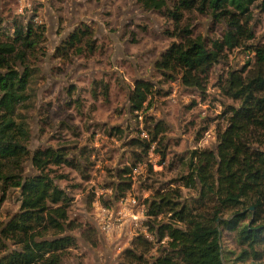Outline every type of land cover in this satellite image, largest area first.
I'll return each mask as SVG.
<instances>
[{"label": "rangeland", "instance_id": "rangeland-1", "mask_svg": "<svg viewBox=\"0 0 264 264\" xmlns=\"http://www.w3.org/2000/svg\"><path fill=\"white\" fill-rule=\"evenodd\" d=\"M165 1V7L155 11L143 8L136 0H0V19L8 32L13 20L23 25L31 20L42 26L43 42L33 62L36 70L31 68L29 99L17 109L26 117L30 153L60 145H68L69 155L76 145L77 151L86 146L89 153L91 166L85 174L66 166L58 169L68 176L67 181L58 184L71 197L69 218L82 226L72 231L76 248L68 250L63 264H124L122 253L137 236L153 243L143 264L153 262L150 256L157 255V248L165 244L148 232V224L170 221L169 214L156 218L145 215L155 191L162 193L178 185L179 177L187 174L190 151L216 148L218 133L227 125L224 110L238 103L226 96L221 86L229 71L241 70L248 59L253 60V52L245 45H264V11L255 3L247 22L243 16H235L244 32L240 45L223 51L221 62L212 67L202 92L181 85L178 78L165 79L153 64L172 41H177L171 34L178 27L188 28L208 45L231 29L229 18L215 21L209 12L195 10L184 11L176 24L167 13L177 0ZM79 24L92 29L96 50L90 55L75 50L59 55L57 47ZM249 33L251 38L247 37ZM137 79L149 81L153 92L145 110L130 113L128 93ZM104 85L108 96L103 95ZM157 122L165 129L159 135L163 141L150 143L147 154L141 156L140 149L133 148L129 141L136 137L148 142V130H153ZM113 126L122 132L110 131ZM249 140L264 150V123L261 130L251 131ZM157 147L165 152L164 156L156 151ZM125 167L131 168L126 176L129 188L119 191L118 175ZM24 169L31 174L30 161L25 162ZM180 192L188 201L196 197L193 189L181 187ZM125 195L136 198L139 209L145 211L140 227L135 232L128 226L102 232L96 220L98 206L116 210L118 199ZM18 207L19 192L10 188L0 204V221L8 223ZM232 213L227 210L222 216L229 219ZM89 227L96 231L92 240L82 236ZM219 229L223 256L231 264H264L262 246L251 250L238 240L236 231ZM5 244L11 247L9 241ZM5 251L0 249V256Z\"/></svg>", "mask_w": 264, "mask_h": 264}, {"label": "trees", "instance_id": "trees-1", "mask_svg": "<svg viewBox=\"0 0 264 264\" xmlns=\"http://www.w3.org/2000/svg\"><path fill=\"white\" fill-rule=\"evenodd\" d=\"M136 1L155 11L166 5L165 0ZM255 3L264 11V0H177L167 13L176 24L184 11L195 10L201 14L209 12L215 21L229 18L231 29L208 45L188 28L178 27L171 34L177 41L160 53L153 64L155 70L165 79L178 78L181 85L202 92L212 67L221 62L223 51L240 45L244 32L235 16H243L247 22ZM1 22L0 19V204L13 188L19 192V207L8 223L0 221V249L6 250L0 256V264H63L68 250L76 248L72 231L81 230L82 226L69 218L71 197L58 184L67 181L68 176L58 169L66 166L85 174L91 166L88 149L82 146L77 151L76 145L69 155L68 145H60L40 147L30 153L26 117L17 109L29 99L31 68L36 70L33 64L43 42L42 26L31 20L25 25L13 20L8 32ZM92 37V29L79 24L57 51L59 55L68 50L93 54L96 41ZM245 47L253 52V60L248 59L241 70L229 71L221 86L223 93L238 103L224 110L227 125L218 133L216 148L190 151L187 174L179 177L174 189L155 191L146 209L147 216L169 214L170 220L148 224V232L165 244L157 248V255L150 256L151 264H231L221 250L219 227L236 231L238 240L251 250L262 246L264 253V150L249 140L251 131L261 130L264 123V45ZM152 87L147 80L134 82L128 93L130 113L145 110ZM103 89V95L108 96L107 85ZM164 130L162 123L157 122L153 130H148V142L134 137L129 144L145 156L150 143L161 144L163 137L159 135ZM110 131L122 132L117 126ZM156 151L165 155L158 147ZM26 161H30L31 174L25 173ZM129 169L125 167L118 175L119 191L129 188ZM181 187L193 189L196 197L190 201L183 198ZM227 210H233L229 219L222 216ZM95 233L89 227L82 236L92 240ZM4 240L11 243L10 248ZM152 248L151 241L137 236L131 247L123 251V263L143 264Z\"/></svg>", "mask_w": 264, "mask_h": 264}, {"label": "built area", "instance_id": "built-area-1", "mask_svg": "<svg viewBox=\"0 0 264 264\" xmlns=\"http://www.w3.org/2000/svg\"><path fill=\"white\" fill-rule=\"evenodd\" d=\"M118 200L116 210L109 211L104 206H98L96 220L99 229L104 233H110L116 227L128 226L130 231L135 232L140 227L141 217L145 211L142 208L139 209L138 201L134 197L125 195Z\"/></svg>", "mask_w": 264, "mask_h": 264}]
</instances>
